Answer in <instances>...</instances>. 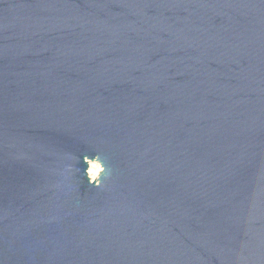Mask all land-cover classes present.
Instances as JSON below:
<instances>
[{
    "label": "water",
    "instance_id": "obj_1",
    "mask_svg": "<svg viewBox=\"0 0 264 264\" xmlns=\"http://www.w3.org/2000/svg\"><path fill=\"white\" fill-rule=\"evenodd\" d=\"M0 264H264V0H0Z\"/></svg>",
    "mask_w": 264,
    "mask_h": 264
},
{
    "label": "clouds",
    "instance_id": "obj_2",
    "mask_svg": "<svg viewBox=\"0 0 264 264\" xmlns=\"http://www.w3.org/2000/svg\"><path fill=\"white\" fill-rule=\"evenodd\" d=\"M84 163L87 165L85 170V175L87 177L88 183L97 188H101L104 185V177L108 173V169L102 162L99 155L94 158L84 157Z\"/></svg>",
    "mask_w": 264,
    "mask_h": 264
}]
</instances>
